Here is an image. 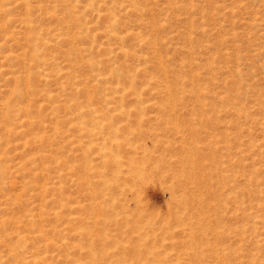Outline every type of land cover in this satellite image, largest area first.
I'll return each instance as SVG.
<instances>
[{
	"label": "rangeland",
	"instance_id": "1",
	"mask_svg": "<svg viewBox=\"0 0 264 264\" xmlns=\"http://www.w3.org/2000/svg\"><path fill=\"white\" fill-rule=\"evenodd\" d=\"M0 264H264V0H0Z\"/></svg>",
	"mask_w": 264,
	"mask_h": 264
}]
</instances>
